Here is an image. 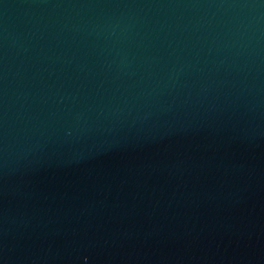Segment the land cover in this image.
<instances>
[{"label": "water", "instance_id": "1", "mask_svg": "<svg viewBox=\"0 0 264 264\" xmlns=\"http://www.w3.org/2000/svg\"><path fill=\"white\" fill-rule=\"evenodd\" d=\"M0 264H264V0H0Z\"/></svg>", "mask_w": 264, "mask_h": 264}]
</instances>
